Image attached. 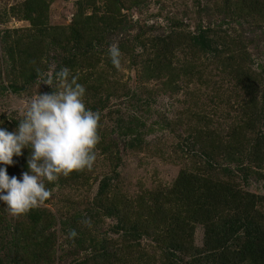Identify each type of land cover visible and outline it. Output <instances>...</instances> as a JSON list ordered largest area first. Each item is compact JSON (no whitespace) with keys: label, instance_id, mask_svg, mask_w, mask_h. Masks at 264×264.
Listing matches in <instances>:
<instances>
[{"label":"trees","instance_id":"trees-1","mask_svg":"<svg viewBox=\"0 0 264 264\" xmlns=\"http://www.w3.org/2000/svg\"><path fill=\"white\" fill-rule=\"evenodd\" d=\"M91 2L80 0L76 6L81 12L91 6L94 9L95 5ZM228 2L225 0L219 8L225 17L229 14V18L257 15L263 18L262 0H235V11L230 13ZM104 3L105 11L102 14L83 17L80 12L65 27H50L43 0H26L22 3L16 12H19V18L28 22L29 27L4 30L1 36L8 70L22 78V86L18 89L12 85L10 90L15 93L34 84L47 72L50 59L57 62L53 75L67 67L71 76L77 68L80 71L85 68V75L91 76L94 71L92 60L104 50L99 48L108 35L121 25L119 17L123 7L113 9L114 3H110V0H104ZM204 10L207 11V6L199 9V12ZM92 17L98 23L91 24ZM169 22L173 24L171 20ZM141 34L134 36L131 43L123 42V47L118 45V48L120 52L127 50L134 54L136 49H133L132 43L146 48L149 41L146 49L150 52L154 49L157 58L162 59L159 63L148 64L146 71L158 76L167 56L183 43L179 38L175 42L169 34L146 40L141 38ZM34 35L39 37L35 38ZM186 40L187 49L193 54L208 57L209 61L216 60L220 66L227 68L223 55L230 49L224 42L215 39L209 27L189 33ZM229 53L231 57L227 58L229 69L226 73L243 91L256 89L257 93H251V100L257 102L253 120L255 116H261L260 122L264 125V64L261 71L254 74L247 62L251 55H246V51L237 47ZM243 66H248L247 70ZM194 71V66L188 65L184 74L190 79L201 77L200 72L196 75ZM115 83L121 86L119 82ZM111 97L107 93L105 100ZM99 103L102 101L99 100ZM129 122L132 123V120ZM251 130L255 134L254 140L243 145L216 141L210 137L206 140L204 135H207V131L203 130L200 134L189 133L187 140L198 151L193 159L196 169L181 170L170 187L145 190L132 199L116 191L113 182L118 180L119 173L114 166L110 173L100 179L93 202L84 210L70 209V216L65 211L54 214L38 207L23 216L13 217L6 206L0 204V245L4 249L0 264H55L69 257L71 261L66 264H264V210L257 206L262 203V198L243 191L233 181L221 182L209 173L214 158L221 157L223 152L231 154L234 146L241 149L243 158L247 157V149L264 150V130L261 132L259 128L256 131L254 126ZM102 140L100 136V142ZM98 149L103 155L110 156L116 146L99 143ZM28 156L29 151L23 149L20 157H13L14 164L7 167L9 177L19 179L28 170ZM256 156L262 163L264 153L259 152ZM14 168L19 169L20 177ZM260 177L264 181V175ZM61 179L57 182L64 184ZM82 181L76 179L71 184L81 187ZM57 182L46 186L52 188ZM85 219L91 221L90 226L83 223ZM104 220H108L110 225L101 233L99 222L103 224ZM57 224L62 238L63 233L68 238L70 230H75L77 236L63 239L60 246L54 230ZM197 227L202 229L203 235L200 246L195 240ZM110 233L112 237H108ZM146 241L153 245L149 246Z\"/></svg>","mask_w":264,"mask_h":264},{"label":"rangeland","instance_id":"rangeland-1","mask_svg":"<svg viewBox=\"0 0 264 264\" xmlns=\"http://www.w3.org/2000/svg\"><path fill=\"white\" fill-rule=\"evenodd\" d=\"M25 1L0 0V127L8 131L16 129L26 104L38 93L59 90L58 81L53 89L41 83V80L54 76L57 62L51 61L50 57H47L50 59L47 72L34 84L26 90L21 88L18 93L9 88L13 85L19 89L22 78L8 70L3 57L1 36L4 30L29 27L28 22L19 18V12H16ZM43 1L47 7L50 27L69 26L74 16L81 12L76 6L80 0ZM131 1L139 7L136 8ZM224 1L110 0V3H114L113 9L123 7L119 17L121 25L108 35L99 48L104 49L103 52L97 53L98 56L92 60L93 74L87 76L85 68L81 71L77 68L73 70L72 76L77 77L78 83L86 89V107L100 114L98 134L103 138L100 145L113 144L116 149L112 152L113 155L105 156L97 145V158L93 167L73 172L67 177L61 176L64 184L57 182V185L49 188L51 196L41 208L54 214L65 211L69 216L70 209L84 210L93 202L102 176L110 173L114 166L117 167L119 178L113 184L116 185V191L127 199L135 198L145 190L170 187L181 170L193 171L197 167L193 159L198 151L187 140L189 133L200 134L203 130L207 131V135H204L206 140L210 137L216 141L243 145L254 140L252 126L256 131L259 128L261 132L264 130V125L260 122L261 116L257 115L253 120L257 102L251 100V93H257L256 89L243 91L226 73L229 69L227 58L231 57L229 52L235 51L236 47L246 51V55H251L247 62L254 74L261 71V65L264 64V11L263 18L258 15L229 18V14L225 17L219 9ZM234 1L228 2L229 13L235 11ZM91 4L95 5L94 9L92 6L83 9V17L96 16L105 11L104 0H92ZM205 6L207 11L200 13L199 9H205ZM90 23L98 22L92 17ZM208 27L215 39L224 42L230 49L225 52L226 57L223 55L227 68L220 66L216 60L209 61L208 57L193 54L187 49L186 39L189 33ZM139 33H142L141 38L144 40L169 34L175 42L179 38L183 43L167 56L166 61L163 60L165 64L158 76L146 71L148 64L159 63L162 59L157 58L154 49L151 52L146 49L149 41L146 48L132 43L135 47L133 49H136L134 54L127 50L121 51L119 68L110 62V47L122 46L123 42L131 43ZM188 65H193L194 72L196 75L200 72L201 77L190 79L185 76ZM243 67L246 69L248 66ZM262 75L264 76V71ZM107 93L112 97L105 100ZM123 134H127L126 137H119ZM259 152L264 153V150L247 149V157L243 158L241 149L234 146L231 154L223 152L221 157L214 158L210 166L212 171L209 173L221 182L233 181L243 191L260 196L262 203L257 206L264 210V181L260 177L264 175V160L261 163L256 158ZM261 159L264 157L261 156ZM14 172L20 177L18 168H14ZM76 179L83 180L81 187L71 184ZM99 225L98 229L103 233V230L109 228L110 222L104 220ZM54 230L57 233L56 241L61 246L63 239L68 238L65 233L62 238L58 224ZM108 237H112V234H108ZM202 238V229L197 227L195 240L198 246L202 244ZM145 243L153 245L149 241ZM3 250L0 245V255ZM74 258L77 259L76 256ZM70 261L69 257L66 261H56L55 264Z\"/></svg>","mask_w":264,"mask_h":264},{"label":"clouds","instance_id":"clouds-1","mask_svg":"<svg viewBox=\"0 0 264 264\" xmlns=\"http://www.w3.org/2000/svg\"><path fill=\"white\" fill-rule=\"evenodd\" d=\"M108 55L112 65L119 68L118 46H111ZM57 81L59 90L38 93L26 104L14 131L0 127V204L13 217L43 205L51 196L47 184L73 172L90 170L97 158L99 112L86 107V89L67 67L41 83L53 89ZM23 149L29 151L28 170L19 179L9 177L7 167L14 164L13 157H20ZM83 223L91 225L89 219ZM76 236L75 230L69 231L68 239Z\"/></svg>","mask_w":264,"mask_h":264}]
</instances>
